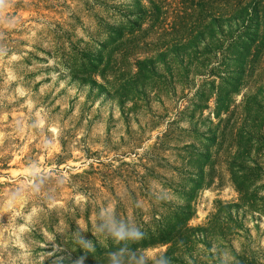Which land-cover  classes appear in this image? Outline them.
<instances>
[{
	"label": "rangeland",
	"instance_id": "obj_1",
	"mask_svg": "<svg viewBox=\"0 0 264 264\" xmlns=\"http://www.w3.org/2000/svg\"><path fill=\"white\" fill-rule=\"evenodd\" d=\"M139 1L0 0V264L95 263L111 242L87 254L71 235L95 242L105 208L141 227L132 247L150 256L190 211L192 257L264 264V88L231 92L229 53L193 68L138 46ZM219 93L244 113L227 131Z\"/></svg>",
	"mask_w": 264,
	"mask_h": 264
},
{
	"label": "trees",
	"instance_id": "obj_2",
	"mask_svg": "<svg viewBox=\"0 0 264 264\" xmlns=\"http://www.w3.org/2000/svg\"><path fill=\"white\" fill-rule=\"evenodd\" d=\"M138 6V19L129 31L138 46L155 47L160 60L172 53L174 60L186 59L188 66L193 68L206 66L209 58L216 60L218 66H222L219 62L223 60L224 66L227 62L224 53H229V62L237 66L232 72L237 84L231 92L240 85L256 94L264 88V0H144L143 4L139 1ZM200 46L202 50H199ZM215 72L214 69L208 70L209 75ZM225 73L230 76L231 72ZM211 96V93L201 96L202 108L208 107ZM248 96L246 93L245 98ZM248 101L244 100V107ZM215 104L216 116L224 115L219 119L223 131L243 119L244 113L238 110V106L231 109L229 97L215 94ZM237 192L239 201H242L246 194L240 189ZM190 215L188 211L184 220L176 219L161 232L158 243L168 245L163 255L171 256V263L177 264H182L181 258L187 253L191 264L213 262L192 257L201 229L188 226ZM146 246L147 243L142 242L138 248ZM108 252H97L95 263L91 264H107ZM91 256L86 255L88 259ZM235 260L236 263L231 264H244L246 259L242 256L235 257Z\"/></svg>",
	"mask_w": 264,
	"mask_h": 264
},
{
	"label": "clouds",
	"instance_id": "obj_3",
	"mask_svg": "<svg viewBox=\"0 0 264 264\" xmlns=\"http://www.w3.org/2000/svg\"><path fill=\"white\" fill-rule=\"evenodd\" d=\"M96 240L90 239L82 230H76L71 235L74 246L85 253L95 252V244L100 238L109 240L115 247L107 254V264H171L167 255L150 256L142 249H134L132 245L139 244L145 238V232L135 222L125 220L111 208L98 212L94 225ZM84 256L78 264H83Z\"/></svg>",
	"mask_w": 264,
	"mask_h": 264
}]
</instances>
